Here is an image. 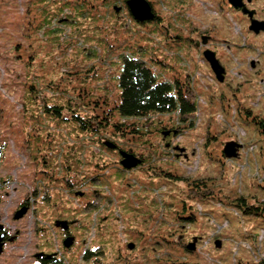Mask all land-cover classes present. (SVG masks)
Listing matches in <instances>:
<instances>
[{"label": "rangeland", "instance_id": "rangeland-1", "mask_svg": "<svg viewBox=\"0 0 264 264\" xmlns=\"http://www.w3.org/2000/svg\"><path fill=\"white\" fill-rule=\"evenodd\" d=\"M104 1L83 17L85 0H0V177L11 182L0 194V214L11 223L17 202L38 187L39 211L76 220L81 229L70 264L259 262L264 139L253 119L264 118V32H251L226 0H148L161 27L131 21L128 0ZM54 18L61 22L55 32ZM208 49L226 70L223 83L205 60ZM125 57L147 63L157 83L179 81L197 109L191 117L153 116L144 131L155 147L133 143L130 131L97 136L44 113L56 99L65 101V118L77 108L84 118L81 108L99 98L113 108ZM105 141L145 164L124 169L119 151ZM232 141L242 149L227 159ZM79 157L80 175L73 161ZM77 181L80 187L71 184ZM18 224L29 228L31 221ZM179 234L196 250L177 246ZM50 238L54 247L56 234ZM85 249L96 250L79 259Z\"/></svg>", "mask_w": 264, "mask_h": 264}, {"label": "trees", "instance_id": "trees-1", "mask_svg": "<svg viewBox=\"0 0 264 264\" xmlns=\"http://www.w3.org/2000/svg\"><path fill=\"white\" fill-rule=\"evenodd\" d=\"M107 1L108 0H105L104 3H106ZM87 2L88 11L86 13H82L83 17H85L88 13L90 14L97 11V0H85L84 4H86ZM108 8L112 12L115 11V9H113L114 6H108ZM111 17L114 18L113 15H109L105 17V20H109ZM130 18L131 21L134 20L140 26H149L150 24L159 25L157 19H155V15L153 20L146 21L145 24H143V22L137 21L132 14H130ZM54 20L55 25L53 31L55 32V27H60L61 22L60 20L55 18ZM119 80L121 95L118 99L119 103H116L113 108H106L102 106V102L100 101L101 98H99V101L91 102V104H96L95 106L88 108L85 107L84 109L81 108V110L85 114L84 118L78 111V109L80 108H77V111H72L73 115L71 116V118H65L64 116H62L63 111H65V109L67 108V106L63 105L65 101L61 102L59 99H56V101L53 102L52 106H47V104H45L43 111L48 115L57 116L56 120H58L59 122H68L73 120L74 122H76L77 128L80 131L86 130L89 131L90 134L95 133L97 136H99L101 133H106L108 129H112V131L121 135L125 134L127 131H130L132 133L131 135L134 137L133 143H138L141 146L143 145L146 149L148 147L150 148L151 145L152 147H155L153 146L154 143L150 141V139H148V134L150 133L144 131L145 128L148 127V121H150L153 116L165 114L171 115L177 113L181 117H191L197 112L194 102L188 100L187 94L184 93L179 81L176 80L173 83H157L156 76L153 73L151 67L147 63L139 59L125 57ZM55 88L56 86H54L53 84H50V86L47 87L48 91L52 92H54ZM28 94H30V92H28ZM55 96L60 95L56 93ZM105 103L108 105V102ZM115 111H117L118 113V119H115ZM258 119L259 118L253 120L258 125L260 133L262 134L264 139V118L260 120ZM95 123L96 127L94 130V128H92V124ZM114 150H118L119 154L120 151H122V149H120V147L118 146ZM127 152L131 153L129 151ZM1 159L2 158L0 155V163ZM77 159H80V157ZM82 166L84 167L83 161L81 162L80 167ZM96 169L97 164H95V170ZM9 183L11 182L4 181V177H0V192L7 185H9ZM254 209L260 210V208L256 207ZM91 254L92 253L88 251L86 254V259H89ZM240 264H264V258L257 263L241 262Z\"/></svg>", "mask_w": 264, "mask_h": 264}, {"label": "flooded vegetation", "instance_id": "flooded-vegetation-1", "mask_svg": "<svg viewBox=\"0 0 264 264\" xmlns=\"http://www.w3.org/2000/svg\"><path fill=\"white\" fill-rule=\"evenodd\" d=\"M226 1L227 5L233 10H235V8H233V6L230 4L229 0ZM257 2L258 0H242V6L240 7V9L238 11L235 10L241 13L243 18L247 19L250 25L251 20L264 22V19H261L260 17V14L264 8L262 7L261 10H259V8L257 7ZM150 5L152 7L154 15L156 16L155 19H157V22H160V27L163 26V23L160 21V18L157 17V15L155 14V10L152 6V3H150ZM123 9H125L126 11L128 10L127 7L124 6ZM243 11L253 12V16L250 17L248 13L244 14ZM128 14H131V12L128 11ZM143 24H145V22H143ZM164 27L167 28L168 26L166 25ZM140 159L143 161L142 165H144L145 160L143 158ZM75 160H77L76 165L78 166L77 174L80 175L79 168L82 161L80 159H74L73 161ZM139 168H141V166ZM71 184L80 187V181L73 182ZM19 188L20 184L16 187V189ZM38 189V187H34L32 189V196L28 195L24 199L19 200L17 202L16 213L13 214L11 223L6 222V219L4 220L2 215L0 214V243L2 244L0 264H28L26 263L28 261H32L33 264H70V262L68 261L69 251L75 246H79L81 244L78 237L81 234V229L75 226L76 220L62 218L61 215L53 216V212H49L48 214L47 212L39 211V205L43 204H36V201L39 200L36 197H33L35 194H38ZM1 192H3V190ZM43 199L44 198H42V200ZM3 203V198H0V206ZM23 208L27 210L26 213H24V215L20 219H16L15 217L17 213ZM25 219H30L31 226L29 228L26 226L23 228H19L18 223L25 221ZM40 220L43 221L38 223L37 221ZM61 221H67V229L63 228V226H57V224ZM82 227H84L83 223ZM54 234H56L57 236V244L52 247V241L50 236ZM28 235L29 240L27 238ZM33 235L35 237L34 245ZM70 237L74 238V244L71 248H66L65 241ZM189 239L190 238L186 239L185 235L179 234L176 241L177 246L189 250L188 246L193 243H191V240ZM88 251L91 250L85 249L83 256L79 259H86V254ZM94 251L95 250H93L92 252ZM17 261L20 262L17 263Z\"/></svg>", "mask_w": 264, "mask_h": 264}, {"label": "water", "instance_id": "water-1", "mask_svg": "<svg viewBox=\"0 0 264 264\" xmlns=\"http://www.w3.org/2000/svg\"><path fill=\"white\" fill-rule=\"evenodd\" d=\"M230 4L235 8V10H239L240 7L242 6V0H229ZM127 4L129 6V9L131 11V14L133 17L139 21V22H146V21H151L154 18V14L152 12V8L150 4L146 0H128ZM117 12H119V9H117ZM244 14H249L250 17L253 16V12H246L243 11ZM249 30L256 35H259L261 32H264V22H259L257 20H251V25L249 27ZM209 41L208 37H203L202 38V43L203 45H207ZM204 57L207 63L210 65L212 71L214 72L217 80L220 83H223L225 81V76H226V70L224 66L221 64L219 59L217 58V55L214 51L211 50H206L204 52ZM170 132H167L166 135H170ZM176 134V132H174ZM106 146L110 148L111 150H114L117 148V145L107 142ZM242 148V145L237 143V142H229L226 144L224 148V155L227 159H234L237 158L239 155V150ZM122 160H121V165L126 169V170H132L137 167H139L142 164V160L138 157H136L132 153H128L126 151H120ZM26 209L23 208L21 211H19L16 215V219H20L24 213H26ZM67 221H61L57 224L58 227L63 226V228L67 229ZM196 241V240H195ZM74 244V238L70 237L65 241V247L66 248H71ZM216 245L220 248L221 247V242L216 243ZM135 248V245L133 243L129 244V249L133 250ZM190 251H195L196 250V244L193 242L188 246ZM2 253V244L0 243V255Z\"/></svg>", "mask_w": 264, "mask_h": 264}]
</instances>
